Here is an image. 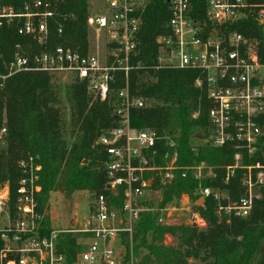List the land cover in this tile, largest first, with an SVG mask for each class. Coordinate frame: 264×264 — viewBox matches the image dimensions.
I'll return each instance as SVG.
<instances>
[{
	"label": "built area",
	"instance_id": "1",
	"mask_svg": "<svg viewBox=\"0 0 264 264\" xmlns=\"http://www.w3.org/2000/svg\"><path fill=\"white\" fill-rule=\"evenodd\" d=\"M167 2L170 32L157 37L158 53L151 65L135 61L146 0H99L97 7L90 4L87 18L88 28L98 39L97 50L90 49V39L85 52L61 44L40 51H18L0 70V87L22 72L79 80L90 97L112 104L115 118V125L102 129L95 140L103 154L105 188L110 194L94 192L90 218L81 227L44 224L46 213L38 211L37 199L42 191L41 165L33 157L18 160L21 176L15 185V211L10 208V182L0 184V264H69L58 247L64 233L81 234L82 247L72 264H134L133 237L145 213L159 209V222L168 224L181 202L184 205L179 209L188 211L190 225L199 230L208 227L206 218L193 208L201 198L215 202L220 220L251 214L264 188V61L256 37L229 31L228 27L250 16L264 25V2L207 0L204 22L192 16V0ZM54 15L51 3L45 0L26 4L23 9L0 4V26L12 24L19 35L41 46L49 42V21ZM58 32H63L62 25ZM135 69L198 72L195 86L209 101V125L194 137L193 148L233 146V162L227 166L205 161L179 165L177 133L135 128L132 110L147 107L146 100L130 88L129 75ZM121 74L125 83L117 88ZM8 136L4 123L0 125V152L7 148ZM257 155L254 162H245ZM220 169L224 170L225 186L239 174L243 192L237 198L228 188L204 185L205 179L217 178ZM190 174L199 180L200 198L194 202L183 194L159 208L164 189ZM118 195L122 196L120 207L114 201Z\"/></svg>",
	"mask_w": 264,
	"mask_h": 264
},
{
	"label": "trees",
	"instance_id": "2",
	"mask_svg": "<svg viewBox=\"0 0 264 264\" xmlns=\"http://www.w3.org/2000/svg\"><path fill=\"white\" fill-rule=\"evenodd\" d=\"M36 0H0L16 9ZM55 12L49 21L50 39L40 50L64 45L85 52L88 47L87 18L90 13L88 0H45ZM262 3L264 0H249ZM207 0H192V16L201 21L206 18ZM145 23L141 29L138 55L135 61L153 64L158 53L157 37L170 32L171 17L167 0H150L145 10ZM63 32L59 33V26ZM248 37H256L259 53L264 61V25L247 17L228 27ZM35 41L17 33L12 24L0 26V70L5 68L18 51H36ZM198 72L177 69H138L129 75L132 93L153 100L144 108H134L131 113L135 128H149L160 133H177L179 165H193L205 161L210 165L227 166L234 160L233 146L212 148L202 146L195 150L193 139L207 130L209 101L206 93L195 86ZM52 75L44 72H22L11 76L0 87V125L9 129L7 148L0 152V184L10 182V208L16 209L15 185L21 176L18 160L33 157L41 165L38 194V211L45 213L44 224L51 226L47 214L51 193L62 191L71 196L75 191L87 190L110 194L105 188L107 174L103 166L101 148L95 145L100 131L115 125L113 106L110 102H90L85 84L75 80L72 86V113L68 123L64 109L59 106V92ZM124 75L119 76L116 87L124 86ZM91 104V105H90ZM199 112L197 117L193 115ZM74 135L69 143L67 135ZM256 158H246V163ZM224 170L217 178H207L204 185L228 188L237 198L243 192L239 174L227 186L223 184ZM199 180L193 175L179 177L174 185L165 188L159 208L165 207L174 197L189 195L196 202ZM122 205V196L114 199ZM208 221L205 230L187 224L159 222L160 210L145 213L133 237V248L147 252L138 264H190L191 258L202 259L207 264H264V188L248 217L220 220L217 206L206 198L203 206H194ZM177 239L176 245L165 244L166 236ZM81 234L64 233L59 238V250L72 264L81 250ZM129 246V244H128ZM194 264V263H193Z\"/></svg>",
	"mask_w": 264,
	"mask_h": 264
},
{
	"label": "rangeland",
	"instance_id": "3",
	"mask_svg": "<svg viewBox=\"0 0 264 264\" xmlns=\"http://www.w3.org/2000/svg\"><path fill=\"white\" fill-rule=\"evenodd\" d=\"M90 4H93L95 7L99 5V0H88ZM150 0H146V8L149 4ZM145 8V10H146ZM145 14V12H144ZM145 19V17H144ZM88 43H90V39H92V44L90 46V49L92 51L97 50L98 48V39L96 36H93V30L88 28ZM37 46H34L35 50H39L40 45L34 42ZM94 48V50H93ZM54 84L58 88L59 92V106H61L64 109L66 119L68 120V123L71 118L72 113V86L74 81L71 80V78L65 77V76H53ZM117 85V84H116ZM87 91V90H86ZM88 97L91 99L90 102L96 101L87 92ZM100 101V100H98ZM101 102V101H100ZM147 106L150 104L154 105L153 100H148ZM91 105V104H90ZM74 135H67V140L69 143H71L74 140ZM41 171V170H40ZM39 171V172H40ZM93 192L87 191V190H79L75 191L71 196L65 195L62 191H55L51 193L49 205L50 208L47 210V214L50 216L52 221V226L55 228H68V227H81L83 226L87 220L90 218V205L93 200ZM184 204L179 202L176 207L177 209L174 210V214L172 216V220H168V224H187L190 225L189 222V213L187 210H181L179 209L180 206H183ZM194 208V204H193ZM46 213V212H45ZM165 244L167 245H176L177 239L172 236H166L165 238ZM134 246V244H133ZM134 249V248H133ZM147 251L145 249H141L139 251V256L136 255L135 251L133 250V259L134 264H138L141 260L142 256ZM190 264H207L202 259H196L191 258L189 260ZM130 264V263H128Z\"/></svg>",
	"mask_w": 264,
	"mask_h": 264
},
{
	"label": "water",
	"instance_id": "4",
	"mask_svg": "<svg viewBox=\"0 0 264 264\" xmlns=\"http://www.w3.org/2000/svg\"><path fill=\"white\" fill-rule=\"evenodd\" d=\"M96 144V143H95ZM204 204V199L201 198L198 202H197V206H203Z\"/></svg>",
	"mask_w": 264,
	"mask_h": 264
}]
</instances>
